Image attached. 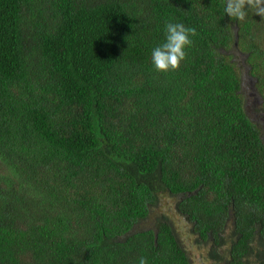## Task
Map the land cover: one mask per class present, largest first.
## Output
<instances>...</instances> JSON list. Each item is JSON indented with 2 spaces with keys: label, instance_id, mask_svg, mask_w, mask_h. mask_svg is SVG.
Masks as SVG:
<instances>
[{
  "label": "trees",
  "instance_id": "trees-1",
  "mask_svg": "<svg viewBox=\"0 0 264 264\" xmlns=\"http://www.w3.org/2000/svg\"><path fill=\"white\" fill-rule=\"evenodd\" d=\"M225 3L0 0V264H194L166 200L208 263L264 264V17ZM166 20L196 35L161 73Z\"/></svg>",
  "mask_w": 264,
  "mask_h": 264
},
{
  "label": "clouds",
  "instance_id": "clouds-1",
  "mask_svg": "<svg viewBox=\"0 0 264 264\" xmlns=\"http://www.w3.org/2000/svg\"><path fill=\"white\" fill-rule=\"evenodd\" d=\"M224 14L232 20L243 22L250 12L264 17V0H226ZM164 39L151 49V64L157 72L168 73L179 70L193 45L196 30L182 22L166 20L163 28ZM138 264H149L147 257L141 256Z\"/></svg>",
  "mask_w": 264,
  "mask_h": 264
},
{
  "label": "rangeland",
  "instance_id": "rangeland-1",
  "mask_svg": "<svg viewBox=\"0 0 264 264\" xmlns=\"http://www.w3.org/2000/svg\"><path fill=\"white\" fill-rule=\"evenodd\" d=\"M234 54L236 56L237 61L244 62V56L240 52L236 51ZM247 67L248 66H246L245 64L244 68L246 71H245L244 78L246 79V82L243 88V93L246 95L248 99V109L250 110V113L253 115L254 119L257 120V119H260V117H263L261 114L263 112H261L258 115L254 109V106L257 107V105L259 103L261 104L262 102H260L261 100L259 97V93L254 88V84H253L254 80L251 79V77L249 76V70ZM261 105H263V103ZM261 123H264V121H261ZM161 211L169 214V216H172V218L175 220V223L178 226L182 241L184 242V246L186 247V250L189 252V255L191 256V258L193 259L194 261L193 263L194 264H210L206 260V257H208L209 248L200 249L199 246H196L195 237H193L191 235V232L189 231L190 225H188V223L184 219H182L180 216H178L175 213L176 212L175 201L174 200L162 201ZM143 226L150 227L151 221H149L148 223L145 222ZM223 264H226V263H223Z\"/></svg>",
  "mask_w": 264,
  "mask_h": 264
}]
</instances>
